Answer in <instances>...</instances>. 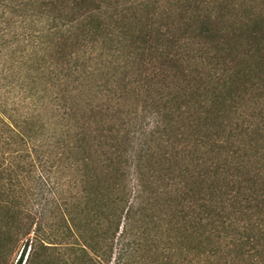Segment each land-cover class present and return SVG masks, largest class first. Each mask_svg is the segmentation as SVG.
Segmentation results:
<instances>
[{
  "label": "trees",
  "instance_id": "16d2710c",
  "mask_svg": "<svg viewBox=\"0 0 264 264\" xmlns=\"http://www.w3.org/2000/svg\"><path fill=\"white\" fill-rule=\"evenodd\" d=\"M258 9L28 0V49L10 46L0 75L14 188L0 250L28 241L25 264L38 250L61 253L49 264H264Z\"/></svg>",
  "mask_w": 264,
  "mask_h": 264
},
{
  "label": "rangeland",
  "instance_id": "374dc122",
  "mask_svg": "<svg viewBox=\"0 0 264 264\" xmlns=\"http://www.w3.org/2000/svg\"><path fill=\"white\" fill-rule=\"evenodd\" d=\"M24 4V5H23ZM23 6V8H21ZM255 6L258 10L264 12V0H255ZM12 48L20 47L28 49V0H0V75L3 72V56ZM27 57V54H26ZM17 71V70H16ZM1 129H7V126L0 123ZM7 134V133H6ZM4 164H9L8 156ZM4 167L0 168V203L8 202L12 199L14 188L11 187L8 180V171L4 172ZM4 172V173H3ZM22 192H17L21 200L27 204L28 202V182L24 181ZM18 190V189H17ZM32 236V235H31ZM28 238V237H27ZM28 240V239H27ZM23 244H27V249L23 255L25 264L28 255V241L19 242L17 245L7 244L5 249L0 250V264H17L20 255L24 249ZM61 257L58 251L38 250L31 253L29 262L26 264H49L51 260ZM72 257V255H70ZM67 259V264H79L78 261L70 262L69 255L65 254L62 260ZM59 264H64L62 261Z\"/></svg>",
  "mask_w": 264,
  "mask_h": 264
}]
</instances>
